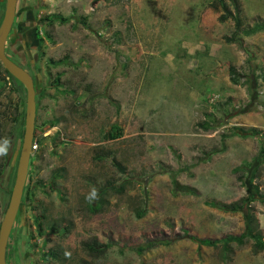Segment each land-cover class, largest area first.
<instances>
[{
  "label": "rangeland",
  "instance_id": "obj_1",
  "mask_svg": "<svg viewBox=\"0 0 264 264\" xmlns=\"http://www.w3.org/2000/svg\"><path fill=\"white\" fill-rule=\"evenodd\" d=\"M18 2L40 19L26 64L38 145L7 264H264L251 238L228 253L197 242L246 232L250 212L264 240V0ZM13 87L0 223L25 120L26 91Z\"/></svg>",
  "mask_w": 264,
  "mask_h": 264
},
{
  "label": "water",
  "instance_id": "obj_2",
  "mask_svg": "<svg viewBox=\"0 0 264 264\" xmlns=\"http://www.w3.org/2000/svg\"><path fill=\"white\" fill-rule=\"evenodd\" d=\"M16 7L17 0H6L4 16L0 27V61L7 71L26 88V107L24 131L18 155L15 178L9 201L0 223V264H6L8 238L21 205L23 188L28 173L30 157L32 155L31 144L36 116V90L33 79L28 75L25 69L18 66L4 54V42L13 24Z\"/></svg>",
  "mask_w": 264,
  "mask_h": 264
},
{
  "label": "flooded vegetation",
  "instance_id": "obj_3",
  "mask_svg": "<svg viewBox=\"0 0 264 264\" xmlns=\"http://www.w3.org/2000/svg\"><path fill=\"white\" fill-rule=\"evenodd\" d=\"M19 4L20 3L17 0L15 18L4 42V54L7 58L12 60L18 66L25 69L28 75L33 79L36 90V95H35V101H36L37 82L34 79V77L31 75V72H29V70L26 68V64L32 61V60L29 61L28 58L29 57L31 58L34 55V53H36L38 47L40 46V22H39L40 19L39 20L35 19V17L32 14L33 10H31L30 13H28L30 9H25V11H22L24 12L23 18L22 19L19 18L20 13H22L20 11ZM5 5H6V0H0V27L4 16ZM30 51H34L33 54ZM13 85H15V87L17 88H24L26 91L24 85L21 84L16 78L14 79L13 76L4 67L3 63L0 61V109H1L0 118H2L1 115L7 114L6 109L11 108L10 92L11 89H14ZM0 130H1V126H0ZM32 159L33 158L31 157L29 164L32 161ZM28 170H29V166H28ZM26 193H27V189L24 184L21 202L22 199L26 196Z\"/></svg>",
  "mask_w": 264,
  "mask_h": 264
},
{
  "label": "trees",
  "instance_id": "obj_4",
  "mask_svg": "<svg viewBox=\"0 0 264 264\" xmlns=\"http://www.w3.org/2000/svg\"><path fill=\"white\" fill-rule=\"evenodd\" d=\"M47 18H48V16H47ZM49 20H50V18H49ZM44 33H45L46 37H49V34L47 31H45ZM240 47L243 48V45L241 44ZM244 129L245 128H241V130H243V131H244ZM245 130L249 131L252 134L258 135V130H256L254 127H250V128L245 129ZM23 131L21 134V139L23 137ZM234 132H236L235 128H233V130H232V133H234ZM232 133H230V135H232ZM116 135H117V133L111 134L110 136H111V138H114V137H116ZM259 151H260L259 156L264 157V145L261 146ZM238 169H239V167L235 168V171H237ZM109 185H111L110 182H108L107 186H109ZM180 189L181 190L178 191L180 193L196 194V191L192 188H189V187H182L181 186ZM262 202L264 203V198L262 199ZM208 204H210L211 206H215V207L220 206V207L227 209V210L230 209V211L236 210L240 207L236 203H234V204H217L215 202L209 201ZM100 206H101V200H100V203L95 204L93 206L91 205L90 207H91L92 211H95ZM136 213H137L138 217L143 216L142 211H137ZM190 238L195 239L192 237H190ZM249 238H251L253 241V248L252 249L254 252H260V251L264 250V240H262L263 236H262V233H261L259 225H258V220L254 216V214L251 212L247 215L246 232H242V233L237 234V235L228 234V235L224 236L223 238H219V239H208V238L200 239L199 238L197 240V242L200 245L213 246V247L217 246L219 243H222V247H223L222 252L228 253L231 250L230 246L232 243L236 244L237 246H242L243 244H245L246 240ZM150 243L151 242L147 243L144 246H138V247H135L133 249L136 250L138 253H141V252L145 251L146 249L150 248L151 246H154V244H150ZM45 255L51 257V259H54V260H62V258L59 255L58 249H55V248H51L50 250H48V252H46ZM222 255H224V254L222 253ZM7 256H9V255L6 254V257ZM226 257H228V255ZM82 264H85V262H83Z\"/></svg>",
  "mask_w": 264,
  "mask_h": 264
},
{
  "label": "clouds",
  "instance_id": "obj_5",
  "mask_svg": "<svg viewBox=\"0 0 264 264\" xmlns=\"http://www.w3.org/2000/svg\"><path fill=\"white\" fill-rule=\"evenodd\" d=\"M11 147V141L8 137L0 138V156H6L9 153ZM98 198V190L93 187L90 189L89 193L86 196V200L91 203Z\"/></svg>",
  "mask_w": 264,
  "mask_h": 264
},
{
  "label": "built area",
  "instance_id": "obj_6",
  "mask_svg": "<svg viewBox=\"0 0 264 264\" xmlns=\"http://www.w3.org/2000/svg\"><path fill=\"white\" fill-rule=\"evenodd\" d=\"M37 141H36V139H33L32 140V144H31V152L32 153H34L35 151H36V149H37Z\"/></svg>",
  "mask_w": 264,
  "mask_h": 264
}]
</instances>
